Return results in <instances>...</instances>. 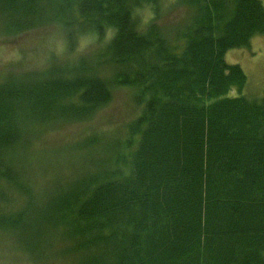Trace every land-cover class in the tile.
<instances>
[{"label":"trees","instance_id":"trees-1","mask_svg":"<svg viewBox=\"0 0 264 264\" xmlns=\"http://www.w3.org/2000/svg\"><path fill=\"white\" fill-rule=\"evenodd\" d=\"M161 2L0 0L7 36L57 24L68 51L88 35L100 44L0 82V231L23 253L44 247L42 259L63 264H264V89L242 95L245 74L225 61L264 35V7L174 0L184 15L164 25ZM113 87L140 107L127 137H112L100 160L87 155L96 133L74 141L64 162L73 176L59 169L37 189L33 138L90 119Z\"/></svg>","mask_w":264,"mask_h":264},{"label":"rangeland","instance_id":"rangeland-1","mask_svg":"<svg viewBox=\"0 0 264 264\" xmlns=\"http://www.w3.org/2000/svg\"><path fill=\"white\" fill-rule=\"evenodd\" d=\"M173 1L162 0L161 20L158 21L160 24L171 25L183 17V10L172 8ZM260 1L264 7V0ZM138 12L142 22H147L152 17L151 10L146 5ZM99 46L94 37L88 35L79 38L76 48L68 51L64 31L57 24L14 36L5 35L0 29V82L6 73L40 71L46 68L51 60L73 61L81 54L93 52ZM225 61L239 65L245 74L246 83L242 95L247 98H259L264 89V35L254 36L248 47L227 51ZM236 95L234 89L228 93V96ZM139 110V105L133 102L131 89L113 87L110 102L99 108L90 119L58 123L43 128L39 135L33 138L31 146V152L35 156L31 163L36 166L33 174L38 181L35 187L42 188L45 179L59 169L65 171L66 177H72L74 169L65 165V156L73 152L75 146L71 143L88 134L96 133L94 135L99 137H93L95 143L93 148L87 151L88 157L93 160L106 158L109 140L116 136L114 139L123 141L127 137L128 123L137 116ZM80 157L75 149L76 164ZM50 161L54 164L49 163ZM69 161L71 159L66 158V162ZM10 234L0 231V264H63L62 259H42L44 247H39L33 254L23 253L16 242L19 237Z\"/></svg>","mask_w":264,"mask_h":264}]
</instances>
